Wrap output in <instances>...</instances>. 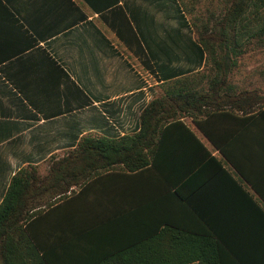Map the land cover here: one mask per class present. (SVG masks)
Returning a JSON list of instances; mask_svg holds the SVG:
<instances>
[{
  "label": "crops",
  "instance_id": "crops-1",
  "mask_svg": "<svg viewBox=\"0 0 264 264\" xmlns=\"http://www.w3.org/2000/svg\"><path fill=\"white\" fill-rule=\"evenodd\" d=\"M159 3L0 0V205L22 168L44 178L87 134L137 133L167 75L201 71L189 38L167 45ZM214 119L206 129L230 161L190 118L182 123L221 168L182 129L168 130L153 167L100 173L32 203L30 240L52 257L103 258L138 241L142 255L169 257L187 232H206L223 264H264V126Z\"/></svg>",
  "mask_w": 264,
  "mask_h": 264
},
{
  "label": "trees",
  "instance_id": "trees-1",
  "mask_svg": "<svg viewBox=\"0 0 264 264\" xmlns=\"http://www.w3.org/2000/svg\"><path fill=\"white\" fill-rule=\"evenodd\" d=\"M175 1L179 5V0ZM224 3L222 16L211 26L202 24L196 40L189 39L188 50L196 53L201 71L180 77L167 75L161 95L141 111L137 133L117 139L87 134L50 166L47 177L40 178L32 166L17 172L0 205V264H223L222 244L206 232H187L177 251L169 257L142 255V244L138 241L127 250L110 252L103 258L96 257L94 252L62 258L50 256L32 242L24 223L31 204L46 194L61 199L71 185H80L94 175L115 170L133 173L153 167V155L163 141L164 132L177 130L174 128L182 129L204 156L215 162L182 123L183 118H190L227 161L230 157L220 147V139L206 129L209 118L221 123L229 117L235 124L255 119L264 126V94L237 91L230 80L240 55L242 32L247 31L244 22L249 13L264 10V0H224ZM177 11L180 24L183 21L181 26H185L184 12L178 8ZM256 36L264 45V23ZM215 163L221 168L220 163Z\"/></svg>",
  "mask_w": 264,
  "mask_h": 264
},
{
  "label": "rangeland",
  "instance_id": "rangeland-1",
  "mask_svg": "<svg viewBox=\"0 0 264 264\" xmlns=\"http://www.w3.org/2000/svg\"><path fill=\"white\" fill-rule=\"evenodd\" d=\"M159 5L160 8L164 6L166 43L167 45L176 43L177 48L180 45L179 38L185 45L188 44L187 38L196 40L201 25L211 26L222 16L225 8L224 0H179L180 7L175 0H160ZM177 8L184 12L182 16L185 26H181L183 21L180 24ZM262 23H264V10L249 13L244 22L247 31L242 32L240 55L236 58L237 65L230 75V80L237 91H255L264 94V45L259 43V37L256 36V31ZM174 27H181V31L175 34L171 31ZM182 51L185 53L187 48L182 46ZM184 53V57H189L190 64L194 62V54L186 56Z\"/></svg>",
  "mask_w": 264,
  "mask_h": 264
}]
</instances>
